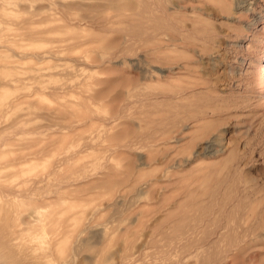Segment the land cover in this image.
<instances>
[{"label": "rangeland", "instance_id": "rangeland-1", "mask_svg": "<svg viewBox=\"0 0 264 264\" xmlns=\"http://www.w3.org/2000/svg\"><path fill=\"white\" fill-rule=\"evenodd\" d=\"M238 1L0 0V171L50 199L16 236L34 196L0 194V264H264V0Z\"/></svg>", "mask_w": 264, "mask_h": 264}, {"label": "bare ground", "instance_id": "bare-ground-1", "mask_svg": "<svg viewBox=\"0 0 264 264\" xmlns=\"http://www.w3.org/2000/svg\"><path fill=\"white\" fill-rule=\"evenodd\" d=\"M174 1L175 2L172 4V6H174V9L177 11L182 12V11H186L187 8H189L188 4L186 3L189 0H174ZM241 2H243V0L237 2L238 8H241V6H240ZM243 4H245V3H243ZM192 9L194 10V8H192ZM228 19H233V18L229 17ZM239 19H241V18L240 17L236 18V21H238ZM252 27L249 26L246 29L250 33L248 35L244 33L245 36L243 35L242 39L244 37L246 38V40L249 39L250 43L253 45L250 49H252V52L254 53L255 56H257V58H260L257 63H259V62L262 63L261 59H263V55H264V40L262 39L261 34H259L257 32V30H255ZM32 36H34V35H32ZM243 42L244 41L242 40L239 43H237L238 48L241 50L245 48V44H244L245 42L244 43ZM244 61L242 60V62H244ZM257 68L260 69L261 74L264 76V64H260L259 67H257ZM263 80H264V77H263V79H261V82ZM51 174L48 176L49 179H51ZM1 177L8 179V180L18 181L17 184H12L11 186H8V187L0 185V194L5 199H7V200L20 199L22 201L30 202V200H33V196H34V199H35L34 205L35 206L34 207L31 206V212L29 213V216H27V217L25 216L24 218H22V216H21L20 217V219H21L20 223H18L16 225H13L14 222L12 223V221H10L12 223V226L9 227L11 229L10 230L11 235L18 236V235L25 234L26 232H30V230L33 229L32 228L33 225L38 224V223H42L43 217H44L43 211L46 208V201L50 200L48 198H45V196H43V193L45 192V187H44L45 184L43 182H45L47 180H45L41 176L39 177V175L32 177L31 171L30 170L27 171L24 169L0 171V178ZM33 203L34 202H32L31 204H33ZM19 214H21V213H19ZM57 216H58L57 214L56 215L53 214L51 216V220L56 221V218L58 219ZM12 219H13V217H12ZM14 239H15V237H14ZM12 241L13 240H11V242ZM58 241L59 240H57V242ZM57 242H56V244H57ZM55 246L57 247V245H55ZM73 250H75V248ZM75 251H73V253H75ZM75 255L73 257H75Z\"/></svg>", "mask_w": 264, "mask_h": 264}]
</instances>
